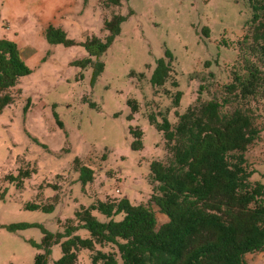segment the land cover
<instances>
[{
    "label": "rangeland",
    "instance_id": "374dc122",
    "mask_svg": "<svg viewBox=\"0 0 264 264\" xmlns=\"http://www.w3.org/2000/svg\"><path fill=\"white\" fill-rule=\"evenodd\" d=\"M114 15L126 19L98 57L104 68L91 82L93 64L72 62L88 56L86 37L109 33L105 22ZM251 18L248 0H0V38L17 44L30 69L0 112V264H35L45 235L62 231L78 208L97 199L147 202L149 164L168 157L162 132L148 116L175 124L189 106L221 99L232 71L244 56L253 58L243 40L247 35L252 42ZM50 25L74 43H49ZM166 49L173 54L171 78L153 87L150 74ZM128 100L138 104L131 120ZM237 107L248 109L259 130L245 165L250 180L264 184V101H232L222 112ZM135 127L143 132L136 150L129 132ZM153 208L158 225L167 221ZM60 256L52 242L48 261ZM79 256L80 264H90L88 250ZM245 260L264 264V252Z\"/></svg>",
    "mask_w": 264,
    "mask_h": 264
},
{
    "label": "trees",
    "instance_id": "16d2710c",
    "mask_svg": "<svg viewBox=\"0 0 264 264\" xmlns=\"http://www.w3.org/2000/svg\"><path fill=\"white\" fill-rule=\"evenodd\" d=\"M248 2L255 27L252 42L247 35L243 40L253 58L244 56L241 68L232 71L231 81L223 86V97L189 106L177 114L175 124L166 117L159 122L155 115L148 116L162 132L168 152L165 161L149 164L152 186L148 201L135 203L121 196L81 206L62 231L46 234L43 230L45 252L36 256L35 264H80L82 249L89 251L90 264H247V254L264 252V184L251 181L253 172L245 165V152L259 130L248 109L222 112L232 101L246 105L264 101V0ZM125 19L114 15L105 22L109 33L104 38L91 36L82 42L88 56L72 63L81 67L93 64L91 82L104 68L98 57L111 45ZM45 36L52 44L74 43L65 31L51 25ZM92 57L97 60L93 62ZM172 59V52L166 49L164 57L156 61L149 79L153 87L171 78ZM29 73L17 44L0 38V112L13 100L10 89ZM180 97L178 90L175 105ZM127 104L130 112L126 117L131 120L138 104L135 100ZM129 132L133 136L130 147L141 149L142 130L135 127ZM153 205L167 221L158 225ZM52 242L59 244L61 256L49 262Z\"/></svg>",
    "mask_w": 264,
    "mask_h": 264
}]
</instances>
